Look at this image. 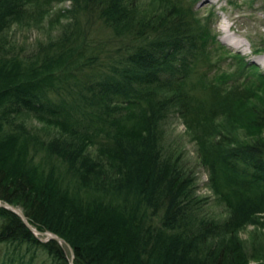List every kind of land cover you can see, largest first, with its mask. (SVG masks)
I'll return each instance as SVG.
<instances>
[{
	"label": "trees",
	"instance_id": "16d2710c",
	"mask_svg": "<svg viewBox=\"0 0 264 264\" xmlns=\"http://www.w3.org/2000/svg\"><path fill=\"white\" fill-rule=\"evenodd\" d=\"M52 1L0 0V202L73 257L0 206V264H264L240 237L264 223V72L207 81L215 37L185 0H70L57 35L14 52L5 32ZM174 109L207 132L223 218L164 149Z\"/></svg>",
	"mask_w": 264,
	"mask_h": 264
},
{
	"label": "rangeland",
	"instance_id": "374dc122",
	"mask_svg": "<svg viewBox=\"0 0 264 264\" xmlns=\"http://www.w3.org/2000/svg\"><path fill=\"white\" fill-rule=\"evenodd\" d=\"M192 5L197 17L203 19L214 34L213 65L207 81L236 84L244 80L254 81V74L264 72V0H185ZM72 8L70 0L52 1L41 11L29 10L23 22L13 24L5 32V41L19 55H32L40 42H45L62 30L67 22L65 16ZM222 25L230 26L234 37L242 38L245 44L234 48L224 40ZM107 36L108 32L95 26L92 32ZM255 65V66H254ZM195 76V75H194ZM196 77V76H195ZM232 78V80H231ZM227 84V85H228ZM164 149L180 156L181 164L195 177V194L201 198L202 209L208 216L223 218L226 209L209 187V173L202 164L196 136L204 137L207 132L190 131L177 111L164 120ZM2 203V202H1ZM44 239L45 235L37 233ZM240 237L246 239L250 253H264V223L246 225L240 231ZM253 260L251 264H254Z\"/></svg>",
	"mask_w": 264,
	"mask_h": 264
},
{
	"label": "water",
	"instance_id": "95a60500",
	"mask_svg": "<svg viewBox=\"0 0 264 264\" xmlns=\"http://www.w3.org/2000/svg\"><path fill=\"white\" fill-rule=\"evenodd\" d=\"M0 206H2V207H5V208H7V209H10L11 211H13L14 213H16L20 218H21V220L23 221V223L36 235L37 233H40V234H43V235H45V238L44 239H42V238H40L39 237V239L41 240V241H47V240H50V239H52V240H55V241H57L59 244H63L64 243V240L61 238V237H59V236H57V235H54V234H52L51 232H48V231H42V232H40V231H38V230H36V229H34L28 222H27V219H26V217H25V215H24V213H23V211L21 210V208H19L18 206H15V205H12V204H8V203H1L0 202ZM37 236V235H36ZM65 245H66V247L69 249V251H70V254H71V259H72V257H73V252H72V249H71V247L69 246V244L68 243H64ZM70 264H73L72 263V260L70 261Z\"/></svg>",
	"mask_w": 264,
	"mask_h": 264
},
{
	"label": "bare ground",
	"instance_id": "6f19581e",
	"mask_svg": "<svg viewBox=\"0 0 264 264\" xmlns=\"http://www.w3.org/2000/svg\"><path fill=\"white\" fill-rule=\"evenodd\" d=\"M222 31L224 32V40L234 48H241L245 44V41L242 38L234 37L233 34L229 32L230 26L222 25Z\"/></svg>",
	"mask_w": 264,
	"mask_h": 264
}]
</instances>
